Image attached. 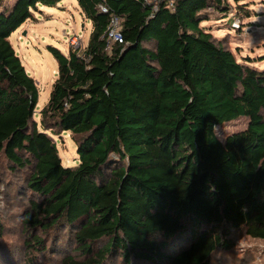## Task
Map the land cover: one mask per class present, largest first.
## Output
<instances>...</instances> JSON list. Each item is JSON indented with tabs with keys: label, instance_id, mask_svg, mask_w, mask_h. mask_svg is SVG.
I'll use <instances>...</instances> for the list:
<instances>
[{
	"label": "trees",
	"instance_id": "16d2710c",
	"mask_svg": "<svg viewBox=\"0 0 264 264\" xmlns=\"http://www.w3.org/2000/svg\"><path fill=\"white\" fill-rule=\"evenodd\" d=\"M62 1L0 0V155L28 191L23 260L51 240L59 264H210L234 233L264 240V68L204 24L229 4L75 0L89 39L48 46L57 77L36 121L38 88L10 37ZM112 15L123 43L108 48ZM243 117L245 129L217 136ZM63 132L72 166L58 154Z\"/></svg>",
	"mask_w": 264,
	"mask_h": 264
},
{
	"label": "rangeland",
	"instance_id": "374dc122",
	"mask_svg": "<svg viewBox=\"0 0 264 264\" xmlns=\"http://www.w3.org/2000/svg\"><path fill=\"white\" fill-rule=\"evenodd\" d=\"M225 1L230 6L228 15H217L204 24L211 27L213 35L239 60L249 59L253 66L264 68V0ZM90 31V22L81 14L76 1L63 0L57 7L39 6L32 18L11 35L13 48L38 88L36 121L57 77V64L48 46H54L63 53H67L69 47L83 50ZM247 124L244 117L222 124L216 127L217 136L224 140L228 134L245 129ZM55 139L62 164H77L78 154L70 133L63 132ZM23 185V171L10 172L8 161L0 155V247L5 249L0 253V262L9 264L6 260L10 262L12 256L18 258L19 254L20 259H11V264H59L62 256L53 251L51 240L45 242L47 249L44 253L34 249L29 255L31 261L23 260V250L19 247L27 234L23 233L21 213L29 199ZM210 264H264V240L250 238L243 232L234 233L231 249L215 253Z\"/></svg>",
	"mask_w": 264,
	"mask_h": 264
},
{
	"label": "built area",
	"instance_id": "2783aa9c",
	"mask_svg": "<svg viewBox=\"0 0 264 264\" xmlns=\"http://www.w3.org/2000/svg\"><path fill=\"white\" fill-rule=\"evenodd\" d=\"M121 24H122V19L120 17L115 15L110 16L105 33L106 40L108 42V48H111L115 44L123 43Z\"/></svg>",
	"mask_w": 264,
	"mask_h": 264
}]
</instances>
